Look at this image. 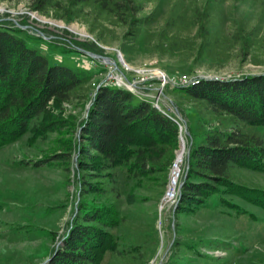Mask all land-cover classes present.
I'll use <instances>...</instances> for the list:
<instances>
[{
    "label": "trees",
    "instance_id": "1",
    "mask_svg": "<svg viewBox=\"0 0 264 264\" xmlns=\"http://www.w3.org/2000/svg\"><path fill=\"white\" fill-rule=\"evenodd\" d=\"M259 1L264 4V0ZM146 2L32 0V6L46 16L58 12L67 22L87 13L108 20L124 30L121 50L127 55L142 35L146 40L150 37V27L157 18V11L145 10ZM219 6V0L213 4L177 0L152 48L162 56L177 57L179 52L186 58L195 50L200 55L213 54L214 46L227 34L221 26L224 19L217 11ZM184 30H196L197 36L183 35ZM257 30V25H250L247 35L238 31L230 34V41H241L240 57L252 58L253 47L264 48V37L259 41ZM196 39L199 43L194 46ZM75 47L82 52V48L88 49L84 42L75 43ZM90 79L70 66L52 64L14 30L0 25V146L32 126L60 133L65 130L70 135L71 150L54 154L51 160L67 164V179L75 167L73 151L77 153L75 172L81 205L46 264H104L108 252L131 264H142L145 252L137 246L120 248L113 232L125 219L120 214V168L139 186L162 187V193L179 148L180 124L172 113L128 88L102 84L94 93ZM174 91L197 110L200 138L188 158L175 214L204 208L216 194L224 208L234 206L236 198L263 203L264 190L249 186L241 171L264 173V135L245 130V126H264V73L202 79L186 87L177 86ZM65 104L85 110L84 115L66 117L62 112L54 116L55 106L65 109ZM91 197L94 200L88 201Z\"/></svg>",
    "mask_w": 264,
    "mask_h": 264
},
{
    "label": "rangeland",
    "instance_id": "2",
    "mask_svg": "<svg viewBox=\"0 0 264 264\" xmlns=\"http://www.w3.org/2000/svg\"><path fill=\"white\" fill-rule=\"evenodd\" d=\"M176 1L147 0L145 10L148 13L157 11V18L150 27V37L146 40L142 35L127 55L121 50L124 30L90 13L67 22L58 12L46 16L34 10L32 0H0V25L14 30L29 47L44 54L52 64L80 70L91 78L94 93L102 84L119 85L150 98L179 121L181 134L176 157L182 138L187 147L172 199L167 198L166 192L174 167L162 193V187L139 186L120 168L123 181L120 214L125 219L123 226L113 231L120 240V248L137 246L146 255L142 264H264V202L251 203L236 198L234 206L224 208L220 207L219 194H216L204 208L175 214L192 146L200 141L198 112L191 101L174 91L171 80L161 85L157 79L140 81L144 76L158 73L164 77L213 76L221 79L264 73V48L253 47L255 55L252 58L240 57L241 41L229 39L233 32L247 35L246 27L257 25L256 36L261 41L264 37V4L259 0H219L221 6L217 11L224 19L221 26L227 34L226 39L224 37L214 46L213 54L200 55L195 50L186 58L180 57L179 52L177 57L162 56L152 46ZM206 1L213 4L217 0ZM71 26L77 29L72 30ZM182 33H190L193 38L197 36L196 30ZM81 42L88 48L86 51L82 48L84 52L75 47V43ZM197 43L199 39L193 41L194 46ZM87 51L111 61L93 57L86 54ZM121 79L123 84H120ZM64 106L65 109L55 106L54 116L62 112L66 117L85 113V110L68 104ZM245 130L264 135V126H245ZM68 136L65 130L60 133L32 126L0 146V264H46L74 220L81 205L75 172L77 153L73 151L75 167L69 179L65 171L67 164L51 160L52 155L71 150ZM241 172L243 181L249 186L264 190V173ZM93 200L92 197L88 199ZM104 264L131 263L108 252Z\"/></svg>",
    "mask_w": 264,
    "mask_h": 264
},
{
    "label": "bare ground",
    "instance_id": "3",
    "mask_svg": "<svg viewBox=\"0 0 264 264\" xmlns=\"http://www.w3.org/2000/svg\"><path fill=\"white\" fill-rule=\"evenodd\" d=\"M35 15L38 16L37 13ZM38 17L40 18V16H38ZM43 19L44 18H42V20ZM71 28H72V30H76L77 29L76 26H71ZM81 31L84 32L83 30H81ZM202 79H221V78H217V77H213V76L212 77H203V78L202 77H195V78H192V79H189V80H186V81H180V80H171V81H172L174 87H177V86L186 87V86L192 85V83L198 82L199 80H202ZM155 105L157 107H159L157 104H155ZM186 147H187L186 146V141H185L184 138H182L181 146H180V149L178 150L176 161H175L174 166H173L174 168H173L172 180L170 181L171 183L169 185L168 192H166L168 199H172L173 195L175 193V190H176V187H177V184H178V181H179V177H180L179 173H180L181 164L183 162V158H184V155H185V152H186Z\"/></svg>",
    "mask_w": 264,
    "mask_h": 264
},
{
    "label": "built area",
    "instance_id": "4",
    "mask_svg": "<svg viewBox=\"0 0 264 264\" xmlns=\"http://www.w3.org/2000/svg\"><path fill=\"white\" fill-rule=\"evenodd\" d=\"M192 78V77H191ZM191 78H187L186 76H182V77H164V76H162L160 73H158V74H151V75H149V76H144V77H142L141 78V80L140 81H142V82H146V81H150V80H154V79H157V80H159L161 83H160V85L161 84H163V82H165L166 80H180V81H186V80H189V79H191ZM117 83H119V81L117 82ZM124 82H123V79H121V83L120 84H123ZM159 92V95H158V97L159 98H161V94H160V91H158Z\"/></svg>",
    "mask_w": 264,
    "mask_h": 264
},
{
    "label": "water",
    "instance_id": "5",
    "mask_svg": "<svg viewBox=\"0 0 264 264\" xmlns=\"http://www.w3.org/2000/svg\"><path fill=\"white\" fill-rule=\"evenodd\" d=\"M81 50H83V49H81ZM87 54H89V55H91V56H95V57H97V58H103V59H105L106 61H108V62H110L111 60L109 59V58H107V57H105V56H101V55H98V54H94L93 52H90V51H87ZM114 65H117L116 64V62H114L113 63ZM181 186V185H180Z\"/></svg>",
    "mask_w": 264,
    "mask_h": 264
}]
</instances>
